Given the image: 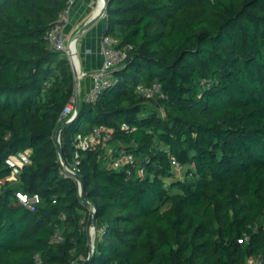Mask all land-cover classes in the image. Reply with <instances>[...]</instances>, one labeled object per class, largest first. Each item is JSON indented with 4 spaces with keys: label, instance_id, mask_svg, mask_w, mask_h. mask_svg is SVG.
Wrapping results in <instances>:
<instances>
[{
    "label": "trees",
    "instance_id": "1",
    "mask_svg": "<svg viewBox=\"0 0 264 264\" xmlns=\"http://www.w3.org/2000/svg\"><path fill=\"white\" fill-rule=\"evenodd\" d=\"M68 1L0 0V264L89 256L93 207L55 141L74 69L46 38ZM106 18L105 33L133 48L61 134L96 208L86 264H264V0H109ZM155 80L166 98L138 92ZM98 125L116 149L76 157L77 135ZM26 149L32 162L13 179L7 159ZM122 149L131 173L111 165ZM16 191L40 202L32 210Z\"/></svg>",
    "mask_w": 264,
    "mask_h": 264
},
{
    "label": "built area",
    "instance_id": "2",
    "mask_svg": "<svg viewBox=\"0 0 264 264\" xmlns=\"http://www.w3.org/2000/svg\"><path fill=\"white\" fill-rule=\"evenodd\" d=\"M76 0H69L67 7L61 12L59 18L54 26H52L46 33V38L49 40L51 46L58 51L65 52L70 57V61H73L72 53L69 51L68 42H67V33L66 26L70 21V13L71 9ZM95 1V0H91ZM104 6L103 0H96V6L94 8V14L96 11H100ZM102 17H107V9L104 12ZM133 46L131 44H125L120 46V40L117 37H114L110 34L103 33L101 37V54H102V62L101 65L93 71L91 74L92 84L90 90L85 97L87 101H96L100 94L104 89L110 87L114 81V70L117 67H120L126 59L130 55V51ZM75 64V63H74ZM76 66V65H75ZM81 71V70H80ZM84 76V73L81 72L80 77ZM203 83H206L203 80ZM138 92L141 93L145 97H164L166 95L162 92L161 83L155 80L151 85H139L137 88ZM77 102L76 95L71 98L70 102L65 106L63 110V116L71 115L69 119L72 118L75 112V105ZM161 112L164 110L161 108ZM123 127H128L127 124H123ZM113 138L112 131L109 127L105 125L96 126L92 132L89 134H78L75 140V145L77 148L76 157L79 156L80 150H87L89 148L94 147L100 142H107ZM32 162L31 159V149H26L24 151L19 152L16 155H12L7 159V164L12 169L13 178L17 177L22 168ZM173 165L177 170L181 169V165L173 159ZM135 164V158L132 154H129L125 151L119 152L117 156H115L111 162L112 167L114 168H126L128 173L132 172V165ZM75 172V170L71 169ZM143 173V169L140 170ZM16 196L18 199L27 207L34 210L36 205L40 202V197L38 194H29L24 191H16ZM23 197V199H22ZM92 214L96 212V208L91 209ZM254 228H256L254 226ZM97 231L92 225L89 226V235L93 238L94 233ZM102 233L105 232L104 228L99 229ZM63 239L61 232L58 230L54 233L52 241L60 242ZM249 236H245V240H248ZM36 261L38 264H42L39 256H36ZM263 258L261 256L250 257L248 259L249 264H261ZM78 264V263H75Z\"/></svg>",
    "mask_w": 264,
    "mask_h": 264
},
{
    "label": "crops",
    "instance_id": "3",
    "mask_svg": "<svg viewBox=\"0 0 264 264\" xmlns=\"http://www.w3.org/2000/svg\"><path fill=\"white\" fill-rule=\"evenodd\" d=\"M95 6H96V0L75 1L71 9L70 21L65 29L67 33L68 43L72 39L74 34L78 31V29H80L85 23H87L95 15L94 14ZM99 20L77 40L75 45L79 57L80 75L81 72L84 73V76L80 77L78 89L76 92V97L78 94L79 98L82 99H84L87 96L90 90L92 84L91 74L101 65L102 62L101 37L106 29L101 28V24H99L100 22ZM111 148L112 147H110V149ZM111 152H113V150H111ZM94 242H95V238H94Z\"/></svg>",
    "mask_w": 264,
    "mask_h": 264
},
{
    "label": "water",
    "instance_id": "4",
    "mask_svg": "<svg viewBox=\"0 0 264 264\" xmlns=\"http://www.w3.org/2000/svg\"><path fill=\"white\" fill-rule=\"evenodd\" d=\"M104 1V6L103 8L97 13L95 14L92 19H90L87 23H85L80 29H78V31L74 34V36L72 37V39L69 41L68 43V48L69 51H71L72 53V45H76L77 40L87 31L89 30L104 14V12L106 11V9L109 6V0H103ZM77 50V49H76ZM73 69H74V76H75V81L76 84L79 85V80H80V75H79V71L77 70L75 64L71 61ZM80 109V98L79 95L77 94V102L75 105V112L74 115L72 116L71 119H68L57 131L56 136H55V141L57 143L58 146V151L60 154V158H61V162L63 164V167L65 168V170L70 173L71 175H73L76 180L78 181L79 184V188H80V194H81V199L82 201L87 204L88 206H91L93 208H95V206L87 199L86 193H85V187H84V180L82 178V176L79 173H76L74 171H72L66 163L65 157H64V153H63V148L61 145V134L64 128H66V126L68 124H70L77 116L78 112ZM92 226L96 229L97 228V216H96V212L93 213V220H92ZM94 242H93V238L90 236L89 237V256L84 259L82 261V263L80 264H86L88 263L92 257H93V253H94Z\"/></svg>",
    "mask_w": 264,
    "mask_h": 264
},
{
    "label": "rangeland",
    "instance_id": "5",
    "mask_svg": "<svg viewBox=\"0 0 264 264\" xmlns=\"http://www.w3.org/2000/svg\"><path fill=\"white\" fill-rule=\"evenodd\" d=\"M99 21H100L99 24H101V28L102 29H106L107 28V18L106 17H101V19ZM61 55H65V56L69 57L68 54H66L65 52H61ZM77 89H78V85L76 84V92H77ZM104 145H105V148H106V151H107L108 156L111 155V153H112L111 150L114 151L116 149V147L114 146V144H113V146L108 145V143H105ZM110 147H112V148L110 149ZM123 151L124 150L122 149L119 152H123ZM178 175H179V177L184 178V172L183 171H180L178 173ZM11 178H13L12 175H11ZM15 178H17V177H15ZM15 178H13V179H15ZM1 183L2 182L0 181V185H1ZM167 185H168V182H167ZM96 235H97V231H95V233H94L93 242H94V238H95Z\"/></svg>",
    "mask_w": 264,
    "mask_h": 264
},
{
    "label": "bare ground",
    "instance_id": "6",
    "mask_svg": "<svg viewBox=\"0 0 264 264\" xmlns=\"http://www.w3.org/2000/svg\"><path fill=\"white\" fill-rule=\"evenodd\" d=\"M98 11L95 12V14H97ZM72 58H73V61L76 65V68L77 70L79 71V57H78V53H77V50H76V46L73 44L72 45ZM79 75H80V72H79Z\"/></svg>",
    "mask_w": 264,
    "mask_h": 264
},
{
    "label": "snow or ice",
    "instance_id": "7",
    "mask_svg": "<svg viewBox=\"0 0 264 264\" xmlns=\"http://www.w3.org/2000/svg\"><path fill=\"white\" fill-rule=\"evenodd\" d=\"M22 199H23V197H22Z\"/></svg>",
    "mask_w": 264,
    "mask_h": 264
}]
</instances>
